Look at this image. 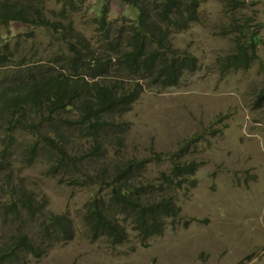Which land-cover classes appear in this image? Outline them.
<instances>
[{
	"label": "rangeland",
	"instance_id": "rangeland-1",
	"mask_svg": "<svg viewBox=\"0 0 264 264\" xmlns=\"http://www.w3.org/2000/svg\"><path fill=\"white\" fill-rule=\"evenodd\" d=\"M94 1L97 2L87 0L80 4L81 0H75V4L70 6L72 15L59 19L75 33L86 36L92 45L90 51L94 58L99 60L104 56L105 64L112 72L109 78L123 81L125 87L126 84L130 87H134L135 83L147 84L150 78L130 75L123 69L119 58L112 62L108 60L110 56L119 57L124 49H129L137 32L145 47L152 50L156 44L151 34L158 35L159 31L171 43L169 52L175 44L178 56L185 52L190 58H197V68L184 73L177 87L152 85L146 88L145 93L140 94L132 104L133 108L128 114L116 117L105 125L113 136H124L125 140L122 143L109 141L105 137V155L85 162V172L92 178L87 184L71 183L75 179L81 183L89 181V178L77 172L78 167L74 165L70 170H64L63 174H53V167L59 165L55 152L43 150L33 164L27 165L22 150L39 139L27 133H13L10 147L18 144L20 148L15 151L10 169L0 176V229L5 202L11 203L15 199V187H23L32 193L38 205L45 204L41 210L43 217L28 218L27 209L19 203L20 211L15 220L6 221L3 226L6 229L38 230L44 225L43 219L49 223L61 214L80 221L88 202L91 205L99 195L108 196L100 190V181L96 179L100 169L106 164L135 159L139 162L137 180L144 181V193L149 201L173 195L181 208L180 220L193 219L192 224L188 222L181 227L175 223L171 226L169 220L162 235L145 239L128 221H124L125 214H119L121 223L128 225L123 244L114 246L105 238L92 242L87 239L85 228L80 226L72 241L64 247L65 251L56 250L54 256L65 258L66 262L72 264H158L155 259L167 255L175 264H264V180H252L241 168L247 164L243 160L234 163L233 159L242 151L241 147H237V151H232L231 155L226 152L236 141L230 142V138L238 127L244 137L249 134L245 127L255 126L256 123L264 130V102L257 100L264 88V0H245L246 6L234 13L225 0H207L203 4V0H186L190 7H193V1L199 3L195 7L196 15L190 20L184 7L165 20L167 14L162 3L166 0H105L101 5L109 21L116 23L124 17L125 23L131 27L121 48L110 42L121 43L114 30L122 31V27L95 23L93 19L96 13L90 8ZM137 3L149 6L151 20L140 17ZM31 7L45 8L46 17L56 21L57 14L49 10L54 9L59 13L63 5L62 0H34ZM83 7L87 12L85 16L82 14ZM160 21L163 25L157 30ZM235 21L242 25L247 21L246 34L257 36L259 59L249 71L227 72L223 68V65L234 64L237 56L242 54L233 41L235 36H241L245 31L237 23L233 32L231 29H235L234 26L232 28ZM168 30L171 32L169 35ZM244 37L248 39L246 35ZM68 40L59 38L58 32H52L50 26L30 22H0V55L16 47L27 61L45 65L47 77L57 73L68 75L73 71L68 59L72 58L74 52ZM107 44L112 48H106ZM56 56L63 57L54 61ZM22 74V69L0 66V88L9 90L18 87ZM234 97L250 103L233 104ZM62 118L64 116L58 117L53 113L48 119L45 113L44 129L49 133L66 132L69 145L76 151L81 150L84 155L90 139L83 138L80 126L68 128L70 130L62 128L59 123ZM220 119H223L225 131L221 127V136L215 138L211 159L214 168L221 172L214 174L213 169L203 167L189 176L192 184L168 190L167 182L173 175V166L149 154V150L180 151L182 143L192 140L195 130L206 128ZM3 130L0 129V154L4 147ZM211 132L212 128H209L207 133ZM194 146L198 150L203 147L202 144ZM198 150L194 152L195 160L205 162L210 159L209 154H202ZM253 153L260 158L264 168V150L253 149ZM231 167H238L242 172L236 195L229 186L230 174L224 172ZM7 174L8 177L3 178ZM160 186L165 190L158 191ZM108 191L111 192L110 189ZM213 248L222 259L212 252ZM32 263V258L25 256L16 264Z\"/></svg>",
	"mask_w": 264,
	"mask_h": 264
},
{
	"label": "trees",
	"instance_id": "trees-1",
	"mask_svg": "<svg viewBox=\"0 0 264 264\" xmlns=\"http://www.w3.org/2000/svg\"><path fill=\"white\" fill-rule=\"evenodd\" d=\"M203 0L201 4L206 2ZM226 5L233 9V13L245 7V0H225ZM199 3L193 1V7L189 6L186 0H166L162 3V7L166 12L165 20L170 18L179 11L180 7H184L187 11V18L192 19L197 11L195 7ZM69 5L68 2H64V6ZM137 11L142 19L151 20L149 6L143 3H137ZM90 8L95 11L96 15L93 19L95 23L110 27L115 25V28L120 25L122 31L115 30L114 34L120 38L121 43L110 44L115 47L121 48L122 43L128 37V32L131 29L129 25L125 23V18L121 19V22H109L104 14V9L99 2H94L90 5ZM43 7H30L28 3L22 0H0V22L9 23H34L35 25H46L52 28V32H58L59 38H68L70 47L74 52V58H72V72L68 75L57 73L53 77H47L46 70L42 67L31 66L26 72L37 73L32 79L29 80L27 86L21 85L16 88H12L6 91H0V129L7 131H14L20 127L18 131L24 129L25 133L32 135L39 139L38 142L30 143L24 150H22V156L25 158L24 162L27 165H31L36 160L38 154L41 151H47L49 153L55 152L59 165L53 167V174H59L67 170H70L72 166L78 167L76 170L83 174L89 181L81 183L78 179L73 180L72 184L84 185L92 181V178L85 172L84 167L87 160L94 157L102 158L107 149L105 147V137L101 136L104 130H108L105 125L110 120L115 119L117 116H107L103 110H110L114 112H126L132 107V104L142 94L143 84L135 83L134 87H130L126 84V87L116 79L109 80L108 76L111 74L109 66H106L104 56L98 60L94 58L90 48L91 43L83 33H75L72 28H68L61 23L59 17L72 15L69 10L62 8L58 13L54 9H50L49 12L57 14L58 20L50 21L51 19L46 17V13L43 11ZM30 10L33 12L27 14ZM80 17V12H77ZM187 19V20H188ZM237 23L240 24L243 31L248 24L246 21L244 25L235 21L232 24L235 29H230L234 32L237 27ZM127 25V26H126ZM163 23L157 25V30L161 28ZM229 31V30H227ZM168 35L171 33L167 31ZM248 39H245L244 36ZM151 39L156 44V47L152 50H148L145 47L143 39L139 33H136V37L133 43L129 46V49H124L119 57H109V61L116 59L122 65L123 69L133 76H143L148 78L152 74L153 68L161 66L162 70L170 72L175 76V84H180L181 76L186 72H193L197 68L196 58H186L179 64L175 65L170 63L163 55L165 50L170 49V41L165 40L159 33L151 34ZM234 44L242 54L238 55L236 61L232 65H223V68L230 71L232 69H239L247 67L246 58L249 54H257V36H250L246 34V31L241 36H235ZM106 48H112L109 44ZM163 51V52H161ZM60 56L53 58L54 61H58ZM83 71H80V69ZM33 70V71H31ZM78 75V78H74ZM30 78V75H28ZM100 77L98 81H94ZM72 78V79H71ZM75 81H74V80ZM22 84V83H21ZM258 102H264V88L258 94ZM45 113L48 114V119L52 114H56L58 117L61 115L64 118L59 120L62 128L65 130L74 126H80L83 137L90 139V145L85 149V154L82 151H76L68 142L60 140V137L66 136V132L56 134V138H50L44 131L49 132L47 129L39 128L36 124H20L18 123L22 119H32L31 117H45ZM37 115V116H31ZM67 117H72L69 120ZM77 117V119H75ZM8 126V127H7ZM22 126V127H21ZM25 127V128H24ZM68 129V130H70ZM91 133L90 136L87 134ZM63 139V138H62ZM20 147L18 144L11 147L12 156L7 155L6 152L0 155V176L8 171L12 165L13 156L15 151ZM182 151H179L182 156ZM191 168L195 167L194 161L190 165ZM139 162L135 159H129L123 162L106 164L101 169L96 179L100 181V190L105 191L108 196H98L91 203V209L93 211L92 219L100 220L105 223V239L114 245H121L127 238L125 229L121 227L116 221V217L119 214H125L124 221L141 231L145 237L151 236L155 233H163L164 221L161 215L154 209L155 204L162 200L160 203H166L172 200V197H162L158 200L151 202V209L144 210L141 204L140 194L145 195L143 184L144 181L138 182L139 176ZM183 171H189L188 167L183 166ZM172 176L170 181L167 182V187L171 185V179L175 175V168H172ZM9 174L3 175V178H7ZM123 178L120 188L117 186L111 187L114 180H121ZM10 185V184H8ZM110 187L111 192L104 190V188ZM158 191L165 190L160 186ZM15 199L11 202L15 208L19 203L28 208V218L38 219L41 215V210L45 204L38 205L35 197L32 193L25 190L23 187H15ZM159 203V204H160ZM39 206V207H38ZM43 217V216H42ZM59 218H64L61 215L55 216L51 222H47L43 219L44 225L41 229H48L51 224L56 226ZM22 245L19 243H11L8 245L2 254H0V264H11L19 259L18 254L22 250ZM29 256V255H27ZM21 261V257H20Z\"/></svg>",
	"mask_w": 264,
	"mask_h": 264
},
{
	"label": "bare ground",
	"instance_id": "bare-ground-1",
	"mask_svg": "<svg viewBox=\"0 0 264 264\" xmlns=\"http://www.w3.org/2000/svg\"><path fill=\"white\" fill-rule=\"evenodd\" d=\"M85 1L87 0H81L80 4L84 3ZM109 1L112 2V0H109ZM64 2L69 3V5H66L68 8H65L66 6H64ZM97 2H99V4H103L105 0H97ZM26 3H28L31 7L34 5V0H27ZM73 4H75V0H62L63 8L69 11L71 10L70 6ZM85 9L86 8L83 7L82 14L84 16L86 15L85 13H87L85 12L86 11ZM32 12L33 11L30 10L27 14H31ZM103 15L106 16L105 13ZM106 18L109 21L108 16H106ZM177 53H178V50L175 48V44H174L173 50L171 52H169L168 50H165L163 55L167 58V60L170 63H174L175 65L179 64L181 61H184L186 58H190L188 53L184 52L181 56H178ZM24 56L25 55L20 53L16 47H13L10 50L5 51L2 55H0V66L7 65L9 68L15 67V68L22 69L23 74L21 76V83L22 85L27 86L29 80L32 79L34 76H36L37 73L35 72L28 73L26 72V70L28 68H31V66L42 67V69L44 70L45 65L35 64L32 60L27 61V58H25ZM60 57H63V56H60ZM74 57L75 56L72 53V58ZM192 57L194 56H191V58ZM72 58H69L68 60H71ZM83 69L84 68L80 69V71H83ZM247 71H249V69ZM28 75H30V78ZM78 77H79L78 75L74 76V78H78ZM148 78L150 79L147 80V84H144L142 87L143 94L145 93L146 88L152 85H161L164 87H169V86L177 87L178 86V84H175V76L170 72V70L165 72L162 70L161 66H157V67L155 66L152 70V74L149 75ZM238 102H241L244 104L250 103L246 99H243V98L234 97L232 99L233 104L238 103ZM131 110L132 108H130L126 112H118V111L114 112L110 110H103V111L107 116H117L118 118H121L124 115L128 114ZM31 118H33V120L32 119L20 120L18 123V126L20 124H24V125L36 124V126H38L40 129L43 128L44 122H45L43 118H40V117H31ZM221 127L224 129L223 119L213 122L212 125L209 124L206 128H200V129L195 130L192 133V140L189 142L182 143L181 150H180L183 152L182 156H180L179 151L155 152L152 149L149 150V154L151 153L154 154L160 161L170 162L172 166L175 168V172H174L175 175L171 179V185L168 188V190H173L175 187H181L183 185L192 184L193 181L189 179V176L193 174L194 171L196 170L198 171V169H202L203 167H208V168L213 169L214 174L221 172V170H217L214 168V162L211 159V155L213 153V150L215 149L213 142L216 137L221 136L220 135ZM19 128L20 127L16 128L14 131H7L6 128L3 130L4 147L1 151V154L6 152L8 157L9 155L12 156L10 144H11V140L13 139V133H17V132L25 133L24 129L18 131ZM209 128H212L211 133H207V130ZM245 128L248 129L249 134L246 137H244L241 134L240 129L238 127L237 132L233 134L230 138V142L233 140H236V141L232 144V148L228 149L226 152L228 153V155H231L232 151H237L236 148L241 147L242 151H239V154H237L234 157L233 159L234 163L243 160L244 163H247V164L245 166H241V168L252 180H264V168L262 167V161L257 155H254L253 153V149L264 150V130H261L259 128L258 123H256L255 126H248ZM42 133L46 134V136L50 138H56L55 132L49 133L47 131H44ZM90 135L91 133L87 134V136H90ZM101 136H107L109 141L110 140L111 141H121L122 143H124V140H125L124 136H120L116 134L113 136L110 130H104L101 133ZM59 139L65 142H69V139H67L66 137H60ZM121 142L119 143L120 146H122ZM194 144H202L203 147L200 150H198L196 149ZM210 149H211V152H209ZM197 150L201 152L202 154H209L210 159H208L205 162L195 160L194 157L196 154L194 152ZM193 161L195 163V167L191 168L190 165ZM183 166L188 167L190 172L183 171L182 169ZM224 172L230 174L231 180H230L229 186L233 189L236 195V188L238 185L240 174L242 173L241 170L238 169V167L237 168L231 167L230 169H227ZM122 181H123V178L121 180H114L112 182L111 187L117 186V188H120ZM144 187L145 189L148 188L147 185H145ZM109 189L110 187L104 188V190H109ZM170 197H172V200H169L166 203H160L162 202L161 200L155 203L158 205L154 207V209L161 215L164 221V227L165 228L168 227L169 220H171L170 221L171 226L175 223L181 227H185V225L188 222L192 224L193 219L180 220L181 208L176 204L175 197L173 195H170ZM139 198L142 199L141 204L144 207V210L152 208L151 206L152 201H149V197H147L146 195L140 194ZM19 211H20L19 205H17L14 208L11 203L5 202L4 217L2 218L3 220L2 229H0V248H5L11 243H19L22 245L23 248L19 252L18 257H24V256L29 255L33 260L32 264H72L70 262H66L65 258L54 256V252L56 250L65 251L64 247L66 246L67 243L72 241L77 228L80 226H83L85 228L86 237L92 242L105 238V235H106L105 234L106 232L105 223H103L100 220L92 219L93 211L91 209L89 202L85 206V212H84L83 218L80 221L76 220L72 216H69L66 219L59 218L58 224L56 226H50L48 229H45V230L40 228L38 230L21 231L20 229H17V228L6 229L5 227H3L6 224L7 220H12V218L15 220ZM27 211H29L28 208H27ZM116 221L121 227L125 229V233H127L128 225L121 223L119 215H117ZM132 226H133V229L137 230L138 233L145 239L163 234V233H155L151 236L145 237L144 234L141 231H139L135 225L132 224ZM114 246H117V245H114ZM212 252L215 253L220 259H222V257L217 254L215 248L212 249ZM155 260L157 261L158 264H175L170 260V257L168 255L163 256V257H157Z\"/></svg>",
	"mask_w": 264,
	"mask_h": 264
},
{
	"label": "water",
	"instance_id": "water-1",
	"mask_svg": "<svg viewBox=\"0 0 264 264\" xmlns=\"http://www.w3.org/2000/svg\"><path fill=\"white\" fill-rule=\"evenodd\" d=\"M257 54L256 55H253V54H249L248 56H247V58H246V63H248V66L247 67H242V68H239V69H232L231 70V72L232 71H240V70H243V71H246V70H248V69H250L251 67H252V65L254 64V62L256 61V59H257ZM100 79V77H98V78H96L94 81H98ZM108 79L109 80H113L114 78L112 77V78H109L108 77ZM143 84V83H142ZM144 85V84H143Z\"/></svg>",
	"mask_w": 264,
	"mask_h": 264
},
{
	"label": "clouds",
	"instance_id": "clouds-1",
	"mask_svg": "<svg viewBox=\"0 0 264 264\" xmlns=\"http://www.w3.org/2000/svg\"><path fill=\"white\" fill-rule=\"evenodd\" d=\"M121 22V20L119 21V23ZM127 26V25H126ZM257 55H258V44H257ZM259 59V55L257 56V59L256 61ZM227 72H231L230 71H227ZM22 84H20L19 86H21ZM7 89H3V88H0V91H6ZM61 216H63L65 219L68 218V216H66L65 214H61ZM6 248V247H5ZM5 248H0V254H2V252L4 251ZM25 257V256H24ZM23 257H21V260H22ZM20 261V257L18 260L12 262L11 264H16L17 262Z\"/></svg>",
	"mask_w": 264,
	"mask_h": 264
}]
</instances>
